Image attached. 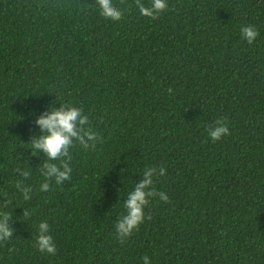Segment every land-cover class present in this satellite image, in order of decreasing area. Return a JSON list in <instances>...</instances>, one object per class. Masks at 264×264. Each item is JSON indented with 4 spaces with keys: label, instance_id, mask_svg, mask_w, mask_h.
Returning <instances> with one entry per match:
<instances>
[{
    "label": "trees",
    "instance_id": "obj_1",
    "mask_svg": "<svg viewBox=\"0 0 264 264\" xmlns=\"http://www.w3.org/2000/svg\"><path fill=\"white\" fill-rule=\"evenodd\" d=\"M95 2L0 0V214L11 229L0 264H264V0H167L153 18L114 0L118 21ZM62 104L95 136L48 161L31 149L34 121ZM217 121L229 134L212 141ZM46 163L71 166V180L57 185ZM147 167L164 175L119 238ZM41 221L55 255L36 247Z\"/></svg>",
    "mask_w": 264,
    "mask_h": 264
},
{
    "label": "clouds",
    "instance_id": "obj_2",
    "mask_svg": "<svg viewBox=\"0 0 264 264\" xmlns=\"http://www.w3.org/2000/svg\"><path fill=\"white\" fill-rule=\"evenodd\" d=\"M167 0H149L147 4L136 0V8L140 16L153 18L158 13L167 10ZM95 7L102 18L108 21H118L122 18V9L118 8L114 0H96ZM240 34L243 40L252 44L258 35L256 28L252 25H246L241 28ZM34 123L39 127L41 134L31 139V149L39 150L48 161H55L60 157H66L69 150L75 143L87 146V143L93 140L95 133L89 127L90 121L80 108L74 106L61 105L58 108L49 106ZM210 140H219L222 136L229 134V128L221 121L208 130ZM47 177H54L56 184L71 180L72 168L68 164H63L58 168L54 164H45ZM163 176L164 168L147 167L142 173L139 183L135 184L131 191L127 193L122 207L123 215L115 222L114 229L117 237L127 238L130 233L145 219L144 208L148 204V198L154 193L152 190L153 177ZM47 183L41 184V190L47 189ZM158 198L167 200L164 192H160ZM24 199H28L27 190L24 192ZM38 234L36 236V247L39 251L47 253L50 256L55 255L57 249L49 234L50 229L46 221L38 224ZM11 236V229L7 224V215L0 214V240H5ZM143 264H150L149 258L143 256Z\"/></svg>",
    "mask_w": 264,
    "mask_h": 264
}]
</instances>
